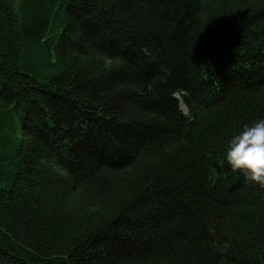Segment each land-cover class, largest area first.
<instances>
[{"label": "trees", "instance_id": "1", "mask_svg": "<svg viewBox=\"0 0 264 264\" xmlns=\"http://www.w3.org/2000/svg\"><path fill=\"white\" fill-rule=\"evenodd\" d=\"M264 0H0V264H264Z\"/></svg>", "mask_w": 264, "mask_h": 264}, {"label": "clouds", "instance_id": "2", "mask_svg": "<svg viewBox=\"0 0 264 264\" xmlns=\"http://www.w3.org/2000/svg\"><path fill=\"white\" fill-rule=\"evenodd\" d=\"M226 160L233 171L264 188V119L244 125L226 148Z\"/></svg>", "mask_w": 264, "mask_h": 264}]
</instances>
